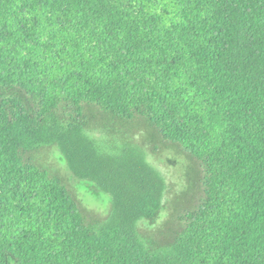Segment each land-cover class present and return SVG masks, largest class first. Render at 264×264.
<instances>
[{"label":"trees","instance_id":"16d2710c","mask_svg":"<svg viewBox=\"0 0 264 264\" xmlns=\"http://www.w3.org/2000/svg\"><path fill=\"white\" fill-rule=\"evenodd\" d=\"M0 264H264V0H0Z\"/></svg>","mask_w":264,"mask_h":264},{"label":"rangeland","instance_id":"374dc122","mask_svg":"<svg viewBox=\"0 0 264 264\" xmlns=\"http://www.w3.org/2000/svg\"><path fill=\"white\" fill-rule=\"evenodd\" d=\"M92 136L95 137L102 145L109 148V138L106 132H94ZM151 142H154V135L149 130L146 135ZM147 161L162 175L166 181L167 192L165 195L164 203L166 205L161 220L158 224H163L168 220L170 213L173 209L172 200L176 194H181L188 188L190 183L189 172L192 162L184 155H181L174 150L166 149L156 154L152 152L151 147L145 148ZM50 161L61 166L67 173V168L64 162H60L58 154H51ZM72 183L77 187L79 195L84 204L101 215H106L111 205L110 197L103 195L93 189L87 183H81L72 178Z\"/></svg>","mask_w":264,"mask_h":264}]
</instances>
